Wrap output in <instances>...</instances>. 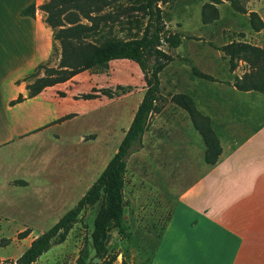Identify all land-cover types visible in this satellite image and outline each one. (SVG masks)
Returning a JSON list of instances; mask_svg holds the SVG:
<instances>
[{"label": "rangeland", "instance_id": "obj_1", "mask_svg": "<svg viewBox=\"0 0 264 264\" xmlns=\"http://www.w3.org/2000/svg\"><path fill=\"white\" fill-rule=\"evenodd\" d=\"M108 1L92 14L102 19L82 42L100 46L140 38L147 19L141 11L129 10V7L145 4L146 0ZM239 1L244 3L246 14L235 12L227 0H161L158 3L165 30L178 34L181 44L176 49L162 47L168 58L161 61L165 65L159 73L158 110L149 118L142 148L135 149L127 159L123 188L126 234H120L117 226L111 227L105 242L107 254L95 264H150L177 198L211 167L205 160L206 145L202 136L188 112L175 101H181L183 92L197 82L214 86L208 82L223 83L228 76L234 75L236 79L237 75L243 77L250 71L243 61L236 62V68L231 70L229 57L221 51V47L231 42L255 46L264 37L254 36L249 22V13L256 8L264 18V0ZM208 4L215 7L217 19L204 24L203 12L212 14L205 7ZM71 12L78 13L71 9L61 19ZM78 15L80 24L91 26L89 20ZM67 27L71 24L65 23L61 28ZM59 29L54 28L56 33ZM46 64L42 67L57 69V65L52 66V60ZM40 67L29 78L30 83L48 76L45 68ZM80 73L87 74L76 86L75 99L89 101L85 116L48 128L27 142L15 141L0 149V159L7 158L14 173L21 171L19 174L25 177L27 173H38V178L29 177V182L33 180L29 187L17 189L14 194L19 206H23L21 209L15 207L12 211L0 203V264H14L32 240L76 205L116 153L147 87L139 67L128 60L106 62ZM200 75H213L221 80L212 77L210 81ZM219 98L228 100L223 95ZM81 106L62 105L58 109L60 114H68L81 111ZM33 122L32 115L22 113L20 121L13 124V134L27 131ZM9 129V126L8 129L0 127V137L10 135ZM212 130L221 148L219 136ZM38 184L42 187L40 190L36 189ZM7 195L6 198L12 197ZM45 203V214L37 215L36 206ZM251 205L243 201L234 212L246 219L248 227L253 226L254 245L264 248V208ZM96 211L97 207H92L81 213L65 242L53 245L34 264H75L82 249H87L89 258L92 257L89 239ZM263 259L264 256L255 253V264L262 263Z\"/></svg>", "mask_w": 264, "mask_h": 264}, {"label": "crops", "instance_id": "obj_2", "mask_svg": "<svg viewBox=\"0 0 264 264\" xmlns=\"http://www.w3.org/2000/svg\"><path fill=\"white\" fill-rule=\"evenodd\" d=\"M48 1L0 0V127H10V135L0 137V149L15 141L27 142L48 128L86 115L89 101L75 97L76 86L87 73L30 96L31 75L49 60L52 66H58L61 60L56 31L48 24L47 14L39 9ZM31 4L35 6L34 15L22 16L21 11ZM253 12L264 20L257 8ZM254 34L262 37L264 29ZM257 42L255 46L264 49V37ZM229 77L223 83L208 82L216 87L197 82L183 92L210 120L222 151L218 162L177 198L150 264H255V253L264 256V248L254 245L253 226L248 227L246 219L234 212L246 200L253 203L251 206L264 208V95L237 90L235 76ZM20 96L23 100L13 103ZM62 105H82V110L60 114L58 108ZM22 113L33 116V125L14 135L13 124L20 121ZM6 161L0 159V203L14 211L15 207H23L14 197L16 190L29 187L33 183L29 177L35 179L38 173H27V177L19 174L21 171L14 173ZM203 165L206 168L204 161ZM40 188L38 184L36 189ZM7 193L12 197L6 198ZM46 204L36 206L37 215L45 214ZM258 264H264V259Z\"/></svg>", "mask_w": 264, "mask_h": 264}, {"label": "trees", "instance_id": "obj_3", "mask_svg": "<svg viewBox=\"0 0 264 264\" xmlns=\"http://www.w3.org/2000/svg\"><path fill=\"white\" fill-rule=\"evenodd\" d=\"M160 1L146 0L145 4L129 7V10L141 11L142 16L147 19L140 38L126 41L116 40L100 46L83 43L82 38L97 29L98 21L102 18L93 17L92 14L100 11L103 5L109 3L108 0H49L39 7L47 14L48 24L52 28H60L55 38L61 45V60L57 69L40 67V69L45 68L48 76L39 78L37 83L28 85L31 97L38 95L47 87L66 82L86 69L117 60L134 62L143 74L147 87L116 153L108 161L95 182L73 208L61 216L50 229L31 241L30 246L14 264H34L53 245L65 242L80 214L88 208L97 207L89 239L93 256L89 258V251L82 249L75 264H94V258H98L100 261L104 259L107 254L105 242L111 227L117 226L120 234H126L127 226L123 215L125 208L123 188L127 159L135 149L142 148V140L149 118L158 110L156 104L160 92L159 73L165 65L161 61L168 58L162 47L176 49L181 44V37L178 34L168 33L164 28L162 11L158 5ZM227 1L231 3L235 12L247 13L244 3L242 4L239 0ZM205 7L210 9L212 14L203 12V23L210 24L217 19L216 9L210 4ZM71 9L76 10L83 18L89 20L91 26L80 24L79 15L76 12H71L61 19L62 15ZM34 12L35 6L31 4L24 8L20 14L33 16ZM249 22L255 32L264 29V21L256 12L249 13ZM65 23L71 24V27L61 28ZM221 51L229 57L231 70H234L236 62L240 61L247 63L250 67V71L243 77L235 79L234 87L242 92L255 91L264 95V49L246 43L231 42L221 47ZM200 76L213 81L212 77L207 75ZM181 96H183L181 101H175V103L188 112L195 129L205 142V160L209 166H214L221 155V148L219 140L211 128L210 120L195 108L188 96ZM22 100L23 98L20 96L13 103H19Z\"/></svg>", "mask_w": 264, "mask_h": 264}, {"label": "water", "instance_id": "obj_4", "mask_svg": "<svg viewBox=\"0 0 264 264\" xmlns=\"http://www.w3.org/2000/svg\"><path fill=\"white\" fill-rule=\"evenodd\" d=\"M126 212H127V209L124 208V209H123V215H124V217H125V215H126ZM125 223H126V221H125ZM116 233H118V232H116ZM108 236H109V235H107L106 240L109 238ZM98 261H99L98 258H94V259H93V263H94V264L97 263Z\"/></svg>", "mask_w": 264, "mask_h": 264}]
</instances>
